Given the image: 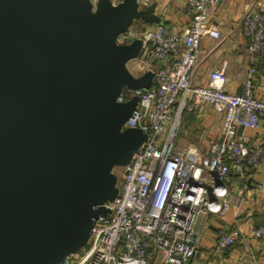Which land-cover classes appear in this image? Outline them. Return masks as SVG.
<instances>
[{
	"label": "water",
	"instance_id": "water-1",
	"mask_svg": "<svg viewBox=\"0 0 264 264\" xmlns=\"http://www.w3.org/2000/svg\"><path fill=\"white\" fill-rule=\"evenodd\" d=\"M109 4L90 18L81 0H0V264L78 251L117 193L111 166L146 138L132 127L113 137L135 104L118 92L150 82L126 66L141 40L115 41L137 0Z\"/></svg>",
	"mask_w": 264,
	"mask_h": 264
},
{
	"label": "built area",
	"instance_id": "built-area-1",
	"mask_svg": "<svg viewBox=\"0 0 264 264\" xmlns=\"http://www.w3.org/2000/svg\"><path fill=\"white\" fill-rule=\"evenodd\" d=\"M225 2L187 0L190 22L181 35L163 23L140 32L141 46L159 62L151 69L152 85L123 86L115 101L135 99L122 126L138 128L146 138L123 165L117 193L102 205L105 214L92 218L84 245L66 254L61 264H147L150 248L162 253V264H189L198 257L197 215L224 213L233 201L227 178L249 182V170L263 164L264 135L258 145H251L243 133L264 125V95L255 93L256 67H249L239 92L225 89L224 67L210 71L207 85L193 83L201 39L219 37L211 13ZM240 20L251 53H263L264 9L247 8ZM129 37L121 32L115 41L128 44ZM204 101L221 115L219 136L210 140L205 153L196 147L176 150L179 127ZM251 187L246 183L241 192L251 193ZM263 235L264 220L250 233L254 238ZM237 243H248V234L238 225L217 236L215 251Z\"/></svg>",
	"mask_w": 264,
	"mask_h": 264
},
{
	"label": "crops",
	"instance_id": "crops-1",
	"mask_svg": "<svg viewBox=\"0 0 264 264\" xmlns=\"http://www.w3.org/2000/svg\"><path fill=\"white\" fill-rule=\"evenodd\" d=\"M137 2L138 15L126 28V33L130 36L129 43L137 39L144 28L153 24L163 23L172 32L181 35L190 22V15L186 12L187 0ZM250 7L264 9V0H226L211 13L210 21L216 26L219 37L204 36L201 39L193 83L207 85L210 71L224 67L227 76L225 89L239 92L247 70L254 65L257 69L255 93L259 97L264 95V52L258 55L251 53L241 32V14ZM130 59H135L139 65L135 73H130L150 82L151 86L153 76L150 77L149 71L159 65L158 60L147 54L143 46L140 47L138 55ZM174 59L173 55V61ZM220 122L221 115L214 111L208 102H202L199 109L186 115L179 127L175 149L184 151L186 147H196L200 153H205L210 140L220 134ZM243 133L248 143L258 145L264 135V125L255 129L245 128ZM248 174L249 182L227 178L226 184L233 201L224 213L209 212L197 215L196 225L201 231L198 257L192 259L189 264H264V235L260 238L250 236L253 227L264 220V162L257 168H251ZM246 183L252 185L251 193L241 192ZM256 183H260L262 187L253 189ZM242 195L243 199L237 205L235 201ZM237 225L248 234V243H237L223 252H216L217 236ZM149 251V264H162V253L156 249Z\"/></svg>",
	"mask_w": 264,
	"mask_h": 264
},
{
	"label": "rangeland",
	"instance_id": "rangeland-1",
	"mask_svg": "<svg viewBox=\"0 0 264 264\" xmlns=\"http://www.w3.org/2000/svg\"><path fill=\"white\" fill-rule=\"evenodd\" d=\"M81 1L87 5L89 17L93 18L96 14V11L99 8V3L101 0H81ZM107 1H109L110 6H115L116 4L121 2L122 0H105V2H107ZM126 31H127V29L123 33H126ZM138 67H139V65L136 64L135 59H130L127 61V69L130 72L135 73L136 69H138ZM123 131H124V127L122 125L118 126L114 131L113 137L117 138L118 136L122 135ZM122 172H123V165L122 164H114L110 168V173H113L114 175H116L117 179H119L121 177ZM76 252H77V250H76ZM32 262L34 264H38L39 260H38V258H34Z\"/></svg>",
	"mask_w": 264,
	"mask_h": 264
},
{
	"label": "trees",
	"instance_id": "trees-1",
	"mask_svg": "<svg viewBox=\"0 0 264 264\" xmlns=\"http://www.w3.org/2000/svg\"><path fill=\"white\" fill-rule=\"evenodd\" d=\"M154 249H155V248H150L149 250H150V251H153ZM149 250H148V251H149ZM150 251H149V252H150ZM147 255H148V254H147ZM147 264H149L148 261H147Z\"/></svg>",
	"mask_w": 264,
	"mask_h": 264
}]
</instances>
